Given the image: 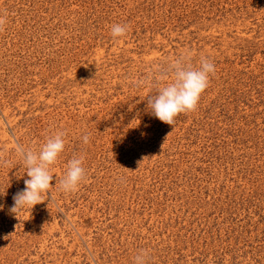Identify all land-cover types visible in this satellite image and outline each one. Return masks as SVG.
Returning <instances> with one entry per match:
<instances>
[{
	"label": "rangeland",
	"instance_id": "rangeland-1",
	"mask_svg": "<svg viewBox=\"0 0 264 264\" xmlns=\"http://www.w3.org/2000/svg\"><path fill=\"white\" fill-rule=\"evenodd\" d=\"M0 19V264H264V0H0ZM201 57L196 109L161 122L158 73ZM58 131L48 196L12 213L18 149Z\"/></svg>",
	"mask_w": 264,
	"mask_h": 264
},
{
	"label": "clouds",
	"instance_id": "clouds-1",
	"mask_svg": "<svg viewBox=\"0 0 264 264\" xmlns=\"http://www.w3.org/2000/svg\"><path fill=\"white\" fill-rule=\"evenodd\" d=\"M3 23L4 20L0 19V26ZM126 32V25L111 26L113 38L122 37ZM214 72V64L205 57H201L199 67L186 64L183 59L176 60L167 69L158 73L160 85L157 94L148 98V108L161 122L172 125L178 115L196 109L201 94L208 87L209 74ZM65 135L66 133L62 131L56 132L47 138L38 152L18 149L28 179L24 180V189L13 196L14 204L10 209L12 213H18L25 206L32 209L45 201L54 178L49 169L65 147ZM83 142L85 144L89 142L87 135L83 137ZM83 161V156L73 157L68 161L67 171L59 181V187L65 193L75 191L84 179ZM146 257V250H140L134 257V264H146Z\"/></svg>",
	"mask_w": 264,
	"mask_h": 264
}]
</instances>
